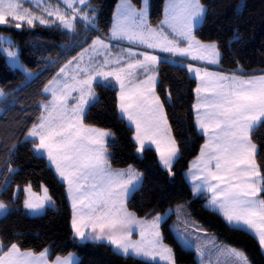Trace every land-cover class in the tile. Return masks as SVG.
Wrapping results in <instances>:
<instances>
[{
	"label": "snow or ice",
	"instance_id": "snow-or-ice-1",
	"mask_svg": "<svg viewBox=\"0 0 264 264\" xmlns=\"http://www.w3.org/2000/svg\"><path fill=\"white\" fill-rule=\"evenodd\" d=\"M25 2L0 0V25L11 26L15 22V28L20 29L25 23L34 27L36 22L51 25L59 21L60 26L72 31L78 16L89 23L94 20L82 14L83 10L75 6L76 0H64L70 12L39 3L35 7H25ZM79 3L85 4V0ZM117 7L110 39H126L149 49L158 48L218 64L217 45L201 43L193 34V28L207 13L201 0H169L164 18L156 27L148 20V0H144L139 10L131 0H123ZM36 8L46 16L37 14ZM164 26L171 29L173 38H169ZM176 37L186 41L187 47H181ZM0 51H5L10 58L17 55L12 49ZM124 52L128 54V62L106 70L110 65H120L125 59ZM85 53H91L87 64L83 63ZM139 55L142 60L135 58L137 53L129 48L113 57L109 44L98 36L79 57H73L61 67L57 76L45 86L44 91L51 93V100L41 105L43 111L38 123L27 135L39 138L36 150L47 152L49 161L67 184L73 208L72 228L77 237L106 239L125 256L131 254L153 260L159 257L167 264H174L172 250L163 245L159 232L161 217L138 220L125 207L124 198L140 180V174L131 167L127 173L112 172L104 146L110 133L86 127L83 123L86 106L96 98L94 81L99 80L107 86L111 84L109 78H113L120 89L118 108L135 125L137 152L145 150L148 142L156 145L161 164L171 172L179 149L171 136L163 104L155 93L156 77L148 76L139 82L135 79L137 70L147 73L159 62V57L147 52ZM95 57H103V61ZM188 67L189 72L195 71L199 81L195 89L197 102L193 105L197 127L207 137L200 156L192 165L200 172L195 177L199 183L194 193L201 189L211 192L210 204L230 224L243 225L253 232L264 251V175L256 162L257 146L251 139L252 131L264 124V76L244 79L235 74L229 76L206 69L202 72L192 65ZM60 76L64 79H59ZM73 93L78 95L73 96ZM70 99L74 103H70ZM24 191L28 194L24 206L33 213L52 203L47 188H43L42 197L32 191L30 184ZM6 210V205L0 202V215ZM133 226L140 230L139 240L131 238ZM89 227L91 233L86 235L84 229ZM197 254L203 256V251L197 248ZM223 254L229 258L227 264H250L248 258L235 249H227ZM0 264H47V249L36 255L22 251L17 243L5 248L0 242ZM54 264H73V261L70 257H58Z\"/></svg>",
	"mask_w": 264,
	"mask_h": 264
},
{
	"label": "trees",
	"instance_id": "trees-1",
	"mask_svg": "<svg viewBox=\"0 0 264 264\" xmlns=\"http://www.w3.org/2000/svg\"><path fill=\"white\" fill-rule=\"evenodd\" d=\"M119 0H89L97 11V27L70 32L59 23L34 27L26 23L17 29L14 23L0 25V33L12 36L19 46L22 63L32 71L12 67L0 51V87L5 95L0 112V201L11 209L0 216V241L5 248L17 243L21 249L38 253L48 249V259L78 255L76 264H161L117 252L106 242H79L71 225V208L66 184L61 181L46 157L34 150V140L27 137L38 122L41 105L49 96L45 86L67 61L88 47L97 35L107 36ZM166 0H150L149 23L163 19ZM138 8L142 0H131ZM206 17L195 27L194 35L217 45L220 67L239 74L264 71V0H201ZM1 49V41H0ZM156 92L161 99L179 155L171 172L159 163L154 148L146 147L139 155L134 130L118 112V90L102 82L94 85L98 98L91 102L83 116L86 125L109 129L114 140L107 145L109 162L114 168L135 166L142 173L141 184L131 193L127 205L137 216L149 217L176 204H184L192 216L217 238L244 252L250 264H264V253L250 231L229 224L216 210L206 205V196L194 194L184 172L204 142L198 130L194 100L197 79L185 65L161 59L157 67ZM257 146L256 162L264 175V124L251 133ZM10 166L14 167L10 171ZM40 191L45 185L54 200L38 215L23 209L24 186ZM18 191L16 193V188ZM171 213L161 224L163 240L172 248L177 264H197L195 250L184 246L174 234Z\"/></svg>",
	"mask_w": 264,
	"mask_h": 264
},
{
	"label": "rangeland",
	"instance_id": "rangeland-1",
	"mask_svg": "<svg viewBox=\"0 0 264 264\" xmlns=\"http://www.w3.org/2000/svg\"><path fill=\"white\" fill-rule=\"evenodd\" d=\"M118 2H120V3L122 2L123 3V0H119ZM38 3L41 6H44V5H51L52 7L59 6L62 11L67 10V11L70 12V10L67 9V5L64 3V0H26L24 6L25 7H35ZM132 5L135 6L133 3H132ZM75 6L78 9H82L83 10V13L82 14L86 13L89 17H94V20H92V22L89 23L88 21L81 20L79 18V16H78L77 17V20L75 22V28H74V30H76V27H77L78 24L80 25L79 28H81V30L87 29V28H90V29H93L94 30L97 27V11L95 9H93V7L95 5H93L92 2L89 3V0H85V4H80L79 3V0H76ZM136 8H137V10H139L138 7H136ZM36 11H37V14H42V15H45L46 16V13L39 12V9L38 8H36ZM116 13H117V11H115L113 13V16H112V24H111L110 29L112 28V25H113V22H114V14H116ZM48 19L52 20L54 18L49 17ZM55 23H59V21H56ZM110 29H109L108 35L105 36L108 39H110ZM66 30H68V29H66ZM74 30H72L70 32H73ZM168 31H169V29H168ZM196 39L199 40L201 43H204V44L214 43V42H211V41H202V40L198 39L197 37H196ZM110 40H112V39H110ZM116 40H118V39H116ZM0 41H1V49H3V50H10V49H12V50H15L17 52V55H16L15 58H10V57H8L5 54V51H2L4 53V55L6 56V59H7L8 63L12 67L18 68V69L24 71L28 76H31L32 75V71L29 68H27L22 63V61L20 60V57H19V46L14 43V40H13L12 36L9 35V34H6V33H0ZM115 42H118V41H115ZM115 42H113L112 45L115 44ZM179 43H180V46L181 47H187L186 41L183 40L182 43L179 41ZM87 48H89V46ZM115 51H118V50L116 49ZM83 52H84V50H83ZM160 54H161L160 57L162 59L166 58V59H169V60H171V61H173L175 63H180L182 65H185L187 67V69H188V72H189V67H188L189 65H192L193 66V69L200 68L201 70L203 69V67L206 66V63H202V62H204L203 60H200L199 61L200 63H199L197 61L198 59L197 60H193L190 55L181 56V55L178 54V56H179L180 59L179 58L176 59V58H173L171 55H169L166 52H163V53H160ZM90 55H91V53H85L84 54V62H83L84 64H87L88 63V60H89V56ZM112 56L115 57L116 54L115 55H112ZM95 59L96 60H99L101 62L103 61V57H95ZM74 66H75V62L73 64V67ZM112 66H115V65H110L109 68L106 69V70H110L112 68ZM189 73L192 75V74H195V71H192V72H189ZM253 77L254 76H250L249 78H244V79H250V78H253ZM255 77H257V76H255ZM4 95H5V92L0 87V103H1V100L4 97ZM96 95H97V93H96ZM97 98H98V95H97ZM0 106H1V104H0ZM0 112H1V107H0ZM164 114H165V111H164ZM165 116H166V114H165ZM195 121H196V112H195ZM196 125H197V123H196ZM168 126L170 127L169 121H168ZM198 130L200 131V129H198ZM106 131H108V133H110L109 136H112V139L114 140V134H113V132L112 131H109L108 129H106ZM171 136L174 139L172 133H171ZM204 137H205V135H204ZM112 141H110V142H112ZM204 141H205V139H204ZM107 143L108 142L106 141V138H105V145L104 146H105V149H106V156L108 158L109 151H108V148H107ZM176 144H177V142H176ZM204 144H205V142L203 143V145ZM138 146L139 145L137 144V147ZM147 146H152V147L155 146L156 147V145L151 144L150 142H148ZM138 154L141 155L142 152H138ZM178 155H179V153H178ZM46 156H47V152H46ZM198 156H200V152H199V154L196 157H194V158H192V160H190L189 166H188V168L184 172V177L186 178V180L191 185V188H192L193 192H194V187H195L196 183H199V181L195 179V177H197V176L200 175L199 169L198 168H195V167H192L193 163L197 160V157ZM177 157H176V159H177ZM47 158H48V156H47ZM159 161H160V158H159ZM174 161H173V163H174ZM48 162H49V164H51V162L49 161V159H48ZM129 167H131L133 170H135V172H137V173L140 174V180L138 182H136L135 186L129 191V193L127 194V196L124 198V204H125V207H126V209H127L128 212L133 213L138 220H141L139 218V216H137L132 210H130V208L127 205V200L129 199L131 193L141 184V182H142V173L135 166L130 165ZM129 167L127 168V170L129 169ZM10 169H11V171H13L14 167H11L10 166ZM127 170H123V171L125 173H127ZM124 178L127 179V175ZM27 186L28 185L24 186V189ZM43 188H46V186L43 185L40 191H35L33 189H32V191L34 193H36L37 196H41L42 197L44 195ZM17 191H18V187L16 188V193H17ZM200 192H203V195H205V196L208 197V200L206 202V205L208 207L215 208V207H213L210 204V200H211V196H212L211 192H208L206 190L201 189V191L196 192L194 194H200ZM48 195L51 197V201H52L51 204H48L43 209H41L40 211L33 213L29 209H26L25 208L24 202H23V209H24V211L28 215H38V214L42 213L48 206H54V200H53L52 196L49 194V192H48ZM27 198H28V194L25 193L24 201ZM0 202H2L3 204H5L6 205V208H7V210L2 214V215H4V214H6L11 209V207L7 203H5L3 201H0ZM216 209L217 208H215V210ZM217 211H219V210L217 209ZM171 213H174V218L171 221V228H172L173 232L175 233V235L177 236V238L179 239V241H181L186 247L192 248V249L195 250L196 260H197L198 264H227V261H228L229 258L227 257V255L223 254V253H225V251L227 249H235V250H237L239 252H242L244 254V252L242 250H240V249H238V248H236L234 246H231L229 244H226V243L220 241L217 238V236H216L215 233H213L212 231L208 230L200 221H198L196 218H194L192 216V214L190 213V211L188 210V208L184 204H176L174 206H171V207H169L164 212H158V213L154 214L155 215L154 217L160 216L161 217V220H160L159 223L162 224V222L167 217H169L171 215ZM220 214L224 217V215L221 212H220ZM2 215H0V216H2ZM152 219H154V218H152ZM232 225L237 226L234 223ZM134 227L135 226H133V229H134ZM240 227L246 228L243 225H240ZM84 231H85V233L87 235V234L91 233V228L90 227L89 228H85ZM93 235H95V234L93 233ZM101 240H106V239H101ZM163 245H165L166 247H168V248H170L172 250V248H171V246L169 244H165L163 242ZM197 248H200L203 251V256H200V255L197 254ZM45 249H47V248H45ZM47 251H48V249H47ZM75 255H77V254L75 253ZM172 257H173V260H174L173 251H172ZM157 258H159V257H156V259ZM150 260H153V259H150ZM155 262H157V261H155ZM166 262H163V263L164 264H167ZM174 264H177L175 262V260H174Z\"/></svg>",
	"mask_w": 264,
	"mask_h": 264
},
{
	"label": "crops",
	"instance_id": "crops-1",
	"mask_svg": "<svg viewBox=\"0 0 264 264\" xmlns=\"http://www.w3.org/2000/svg\"><path fill=\"white\" fill-rule=\"evenodd\" d=\"M169 2V0H166L165 1V4H164V11H165V6H166V4ZM122 4V2L120 3V2H118V4L116 5V8H115V11H117L118 12V5H121ZM144 6V0H142V5H141V7H143ZM140 7V8H141ZM139 8V9H140ZM149 8H150V0H148V16H149ZM114 11V12H115ZM163 18H164V15H163ZM149 20V19H148ZM201 24V23H200ZM200 24H198V25H200ZM158 25V24H157ZM157 25H151V26H153V27H156ZM198 25H196L195 27H197ZM165 27V30L169 33V38L171 39V38H173L172 37V33H171V29H169V28H166L167 26H164ZM195 27L193 28V34H194V29H195ZM168 29H169V31H168ZM101 37V38H103V39H105V42L106 43H108L109 44V48H110V50H111V53H112V55H117V54H120L121 53V50L122 49H131L133 52H135V53H137V57H135V58H138V59H143V57L142 56H140L139 55V53H141V52H147V53H149V54H151V55H155V56H157V57H159V60H161L162 58L160 57V53H163V51H161L160 49H158V48H154V49H149V48H147L145 45H142V44H139V43H134V42H130V41H128V40H126V39H118V40H110V39H108L107 37H105V36H102V35H97V36H95L94 38H93V40H95L97 37ZM176 39L177 40H179L181 43H182V39L181 38H179V37H176ZM181 39V40H180ZM92 40V41H93ZM115 41H118V42H115ZM113 42H115V44H113L112 45V43ZM91 44H92V42H91ZM90 44V45H91ZM89 45V46H90ZM87 48V47H86ZM118 50V51H115V50ZM218 49V48H217ZM84 50V49H83ZM83 50L80 52V53H78L75 57H78L82 52H83ZM159 50V51H158ZM161 51V52H160ZM166 53H168V52H166ZM169 55H171L172 57H176V59L177 58H179V56H178V54H172V53H168ZM123 55H124V57H125V59H123V60H121L120 61V65H115V66H112V67H119V66H123L124 64H126V62H128V59H129V57H128V54H127V52H124L123 53ZM135 58H133V59H135ZM180 59V58H179ZM71 60H73V59H71ZM70 61V60H69ZM198 62L200 61V60H197ZM219 61H220V58H219ZM68 63V61L66 62V63H64V65L65 64H67ZM200 63V62H199ZM202 63H206V66L205 67H203V69H202V72H203V70H207V71H210V72H218V73H223V74H225V75H229V76H231V75H233V74H235V75H238V76H241L242 78H249L250 76H257V77H260V76H264V71H260V72H257V73H251V74H239V73H236V72H233V71H228V70H224V69H222L221 67H220V64H219V62H218V64H209V63H207V61H204V62H202ZM63 65V66H64ZM62 66V67H63ZM157 67H158V63L157 64H155L154 66H152L151 68H150V70L147 72V73H145L142 69L141 70H137V74H136V77H135V79H136V81L137 82H139V81H142V80H145V79H147V77L148 76H155L156 77V82H157V78H158V76H157ZM60 71V70H59ZM59 71H58V73H59ZM69 73H71V68H69ZM193 75V77H195L196 75L195 74H192ZM57 76V74L54 76V77H56ZM196 78V77H195ZM53 79V78H52ZM51 79V80H52ZM59 79H64V77L63 76H60L59 77ZM110 80H111V85H113V86H115L116 88H117V90H118V93H119V91H120V89H119V85L116 83V81L113 79V78H109ZM50 80V81H51ZM198 81V80H197ZM97 82H100L99 80L98 81H94V83H93V90H94V92H95V88H94V84L95 83H97ZM49 83V82H48ZM198 83H199V81L197 82V85H198ZM48 85V84H47ZM197 85H196V87H197ZM196 89V88H195ZM45 92V91H44ZM48 96H49V98H48V100H46L44 103H46V102H48L49 100H51V93L50 92H45ZM118 93H117V97H118ZM155 93H156V95L158 96V94H157V92H156V83H155ZM95 94H96V92H95ZM78 94L77 93H73V96H77ZM159 97V96H158ZM96 98H97V95H96ZM95 98V99H96ZM94 99V100H95ZM93 100V101H94ZM160 101H161V99H160ZM196 101H197V96H196V92H195V100H194V104L196 103ZM43 103V104H44ZM70 103H74V101H72L71 99H70ZM118 103H119V100H118ZM161 103H162V101H161ZM163 104V103H162ZM88 106V105H87ZM87 106H86V108H87ZM163 108H164V106H163ZM86 110V109H85ZM165 111V110H164ZM118 112H119V114H120V116L122 117V118H124L125 120H126V122L133 128V130H134V136H135V125L134 124H132L128 119H127V117L126 116H124L121 112H120V110H119V108H118ZM166 114V113H165ZM194 114H195V110H194ZM167 118V117H166ZM168 120V119H167ZM38 123V122H37ZM84 123V122H83ZM86 127H91V128H96V129H99V130H102V131H106V129H103V128H98V127H94V126H89V125H86V124H84ZM32 128V127H31ZM30 128V129H31ZM30 129H29V131H30ZM109 130V129H108ZM28 131V132H29ZM110 131V130H109ZM201 132H202V130H200ZM106 132H108V131H106ZM172 133V132H171ZM203 133V132H202ZM28 134V133H27ZM27 137L28 138H30V139H32V140H34V144H33V146H34V150H35V152L37 153V154H39V155H43L44 157H46V159H47V161H48V158H47V156H46V151H44V150H40V151H37L36 150V148H35V145L36 144H38L39 143V138L38 137H29L28 135H27ZM111 139V140H110ZM113 139H112V136H107L106 137V141L109 143L110 141H112ZM135 140V139H134ZM206 140H207V137L205 136V141L204 142H206ZM203 142V143H204ZM108 143H107V145H108ZM202 146H203V144H202ZM201 146V147H202ZM147 147H152V146H147ZM152 148H154L155 149V151H156V147L155 146H153ZM200 151H201V149H200ZM157 152V151H156ZM157 156H159L158 154H157ZM107 160L109 161V155H108V158H107ZM158 160H159V157H158ZM49 163V162H48ZM159 163H160V161H159ZM108 164H109V166H110V169H111V171L112 172H119V171H123V170H127V168L129 167V166H126V167H123V168H114V167H112L111 165H110V162H108ZM52 168H53V170H54V172L56 173V175L58 176V178L61 180V181H63L62 180V178L59 176V174L56 172V169H55V166L54 165H52V164H49ZM160 165L162 166V167H164L161 163H160ZM165 168V167H164ZM165 169H167V168H165ZM64 182V181H63ZM65 184H66V182H64ZM191 186V185H190ZM203 194V192H200V194ZM66 194H67V199H68V202H69V205H70V208H71V213H72V216H73V208H72V201H71V199L69 198V195H68V191H67V184H66ZM205 196V195H204ZM207 200H208V197L206 196V202H207ZM211 208V207H210ZM212 209H214L215 210V208H212ZM216 211H217V209H216ZM219 212V211H218ZM220 213V212H219ZM154 216L155 215H152V216H149V217H139L141 220H146V221H151V220H153L152 218H154ZM226 220V219H225ZM227 221V220H226ZM228 222V221H227ZM229 223V222H228ZM230 224V223H229ZM71 225H72V218H71ZM232 225V224H231ZM233 226H235V225H233ZM237 227H240V226H237ZM241 228H244V227H241ZM244 229H246V228H244ZM247 230V229H246ZM139 228H137V227H134V230H133V234H132V239L133 240H139L140 239V235H139ZM249 231V230H248ZM74 232V231H73ZM159 232H160V235H161V238H162V233H161V224L159 223ZM252 233V232H251ZM175 234V233H174ZM253 234V233H252ZM74 235H75V233H74ZM255 235V234H254ZM76 236V235H75ZM177 237V236H176ZM76 238H77V240L79 241V242H86V241H97V242H106V243H108V244H110L107 240H94V239H80L79 237H77L76 236ZM162 242H164L165 244H167L164 240H163V238H162ZM181 242V241H180ZM182 243V242H181ZM183 244V243H182ZM111 245V244H110ZM184 245V244H183ZM112 246V248H114L115 249V247L113 246V245H111ZM165 246V245H164ZM185 246V245H184ZM22 251H31V250H25V249H21ZM45 250V249H44ZM44 250H42V251H40V252H38V253H34V254H36V255H39L41 252H43ZM116 250V249H115ZM117 251V250H116ZM32 252V251H31ZM118 252V251H117ZM263 253H264V251H263ZM129 255H131V254H129ZM133 256V255H132ZM66 257H70L71 259H72V261H73V264H76L77 263V261H78V256L77 255H75V253H73V252H71V253H69V254H67L66 256H61V257H59V258H61V259H63V258H66ZM135 257H137V256H135ZM58 257H56L55 259H53V260H49L48 259V251H47V264H54V261H56V259H57ZM139 258H142V259H146V260H150L149 258H145V257H139ZM150 261H157V262H159V263H161V264H164L163 262H166V261H164V260H161L160 258H157V259H155V260H150ZM163 261V262H162ZM167 263V262H166ZM197 264H198V262H197Z\"/></svg>",
	"mask_w": 264,
	"mask_h": 264
}]
</instances>
